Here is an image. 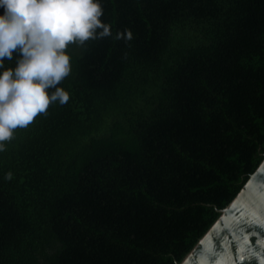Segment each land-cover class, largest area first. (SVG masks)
<instances>
[{"label": "trees", "instance_id": "obj_1", "mask_svg": "<svg viewBox=\"0 0 264 264\" xmlns=\"http://www.w3.org/2000/svg\"><path fill=\"white\" fill-rule=\"evenodd\" d=\"M95 2L68 102L0 142V264H175L264 153V0Z\"/></svg>", "mask_w": 264, "mask_h": 264}, {"label": "clouds", "instance_id": "obj_2", "mask_svg": "<svg viewBox=\"0 0 264 264\" xmlns=\"http://www.w3.org/2000/svg\"><path fill=\"white\" fill-rule=\"evenodd\" d=\"M0 67L19 50L14 69L0 72V142L26 128L53 102L69 94L56 87L70 72L69 44L111 35L95 0H0ZM97 29H102L97 33ZM116 39L122 34L117 33ZM130 39V33L127 35ZM48 89H55L49 96ZM4 145L0 143V149ZM6 178L10 179L11 174Z\"/></svg>", "mask_w": 264, "mask_h": 264}, {"label": "water", "instance_id": "obj_3", "mask_svg": "<svg viewBox=\"0 0 264 264\" xmlns=\"http://www.w3.org/2000/svg\"><path fill=\"white\" fill-rule=\"evenodd\" d=\"M175 264H264V153L234 196Z\"/></svg>", "mask_w": 264, "mask_h": 264}]
</instances>
